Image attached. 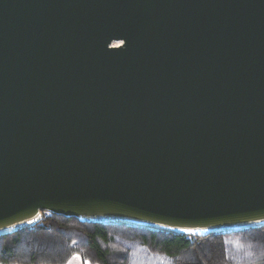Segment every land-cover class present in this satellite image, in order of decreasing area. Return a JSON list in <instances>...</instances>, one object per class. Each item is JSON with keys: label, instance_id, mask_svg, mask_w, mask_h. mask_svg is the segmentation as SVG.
Listing matches in <instances>:
<instances>
[{"label": "water", "instance_id": "obj_1", "mask_svg": "<svg viewBox=\"0 0 264 264\" xmlns=\"http://www.w3.org/2000/svg\"><path fill=\"white\" fill-rule=\"evenodd\" d=\"M44 214L264 227V0H0V237Z\"/></svg>", "mask_w": 264, "mask_h": 264}, {"label": "trees", "instance_id": "obj_2", "mask_svg": "<svg viewBox=\"0 0 264 264\" xmlns=\"http://www.w3.org/2000/svg\"><path fill=\"white\" fill-rule=\"evenodd\" d=\"M74 255L90 264H264V227L188 237L44 214L0 237V264H66Z\"/></svg>", "mask_w": 264, "mask_h": 264}, {"label": "crops", "instance_id": "obj_3", "mask_svg": "<svg viewBox=\"0 0 264 264\" xmlns=\"http://www.w3.org/2000/svg\"><path fill=\"white\" fill-rule=\"evenodd\" d=\"M66 264H90L83 261L78 255L72 256Z\"/></svg>", "mask_w": 264, "mask_h": 264}]
</instances>
